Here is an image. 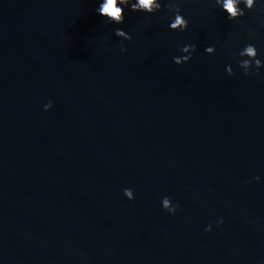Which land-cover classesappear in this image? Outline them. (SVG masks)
I'll list each match as a JSON object with an SVG mask.
<instances>
[{
	"label": "water",
	"instance_id": "obj_1",
	"mask_svg": "<svg viewBox=\"0 0 264 264\" xmlns=\"http://www.w3.org/2000/svg\"><path fill=\"white\" fill-rule=\"evenodd\" d=\"M103 2L0 0V264H264V69L238 66L264 10L182 0L181 32Z\"/></svg>",
	"mask_w": 264,
	"mask_h": 264
},
{
	"label": "clouds",
	"instance_id": "obj_2",
	"mask_svg": "<svg viewBox=\"0 0 264 264\" xmlns=\"http://www.w3.org/2000/svg\"><path fill=\"white\" fill-rule=\"evenodd\" d=\"M257 6H259L261 10H264V0H214L213 3V7L219 8L229 21H238L240 17L253 11ZM165 8L167 9L169 16L168 28L175 31H186L189 26V18L184 14L182 0H134V2H132V0H104L102 4H98L95 11L101 17H106L109 21H114L115 24H122L125 20L126 11L153 15ZM123 33H127L126 40L132 39V35L129 32L121 28H116L114 30V35L117 37H120ZM196 48L197 46L194 43H185L182 46H179V51L181 53L187 52L188 54H182V60H177L176 56H174L173 62L180 65L190 61ZM120 51L124 52L126 51V48L122 46ZM215 51V44H209L204 48V52L209 55L215 53ZM238 56L241 57V59L238 60V66L243 70L245 75H251L253 73L259 74L261 69H264V55L261 54L255 43L249 42L239 48ZM225 71L228 75H232V65L227 64L225 66ZM52 107L53 102L51 100L43 105L45 111ZM253 179L256 182L262 181L260 175L255 176ZM123 193L129 200L135 199V194L132 188H124ZM161 207L170 215H175L180 205L178 202L173 203L172 197L166 195L161 199ZM218 223L222 224L223 218H221ZM211 230V224L205 227V231Z\"/></svg>",
	"mask_w": 264,
	"mask_h": 264
}]
</instances>
